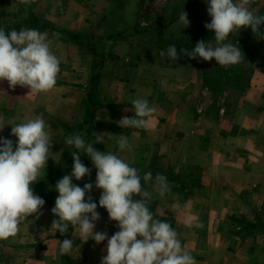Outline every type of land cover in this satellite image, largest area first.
Instances as JSON below:
<instances>
[{
    "label": "crops",
    "instance_id": "0c3cea01",
    "mask_svg": "<svg viewBox=\"0 0 264 264\" xmlns=\"http://www.w3.org/2000/svg\"><path fill=\"white\" fill-rule=\"evenodd\" d=\"M142 2L30 0L23 5L0 0V29L20 23L48 33L50 50L60 60L56 85L46 93L28 95V88L13 89L0 81V138L11 140L15 150L18 141L11 125L39 117L53 142L47 166L31 186L45 201L42 214L38 219L30 216L15 236L0 241V252L9 253L5 260L0 254V264H63L59 242L66 238L73 240V250L66 254L72 264H101L107 255V240L83 242L72 226L65 235L51 231L57 219L51 211L58 197L55 185L73 170L71 153L83 154L66 143L74 134L97 151L118 155L141 177L152 171L155 160L158 174L180 178L175 187L169 183L171 190L163 198L155 180L141 183L152 193L148 207L155 218L171 224L197 264H264V30L229 34L225 43L240 47L244 59L238 65L250 70L244 91L233 81L227 82L229 87L223 81V90L215 95L200 85L203 76L195 59L182 55L180 48L176 61L161 58L159 53L169 46L154 43L160 36L214 35L204 27L210 20L187 16L189 26L182 28L176 14L159 34L147 36V23L138 17ZM173 3L170 12L180 10L179 0ZM207 43L215 46L214 40ZM215 64L214 59L208 61ZM136 98L148 100L156 112L144 128H121L123 117L134 116ZM84 121L89 128L79 131ZM118 135L128 137L130 150L118 148ZM81 162L90 175L72 183L93 185L85 202L90 195L97 204L100 219L94 231L111 238L119 228L99 207L97 170L87 156ZM193 182L197 186L191 187ZM188 215L202 227L186 225Z\"/></svg>",
    "mask_w": 264,
    "mask_h": 264
},
{
    "label": "clouds",
    "instance_id": "9594fccd",
    "mask_svg": "<svg viewBox=\"0 0 264 264\" xmlns=\"http://www.w3.org/2000/svg\"><path fill=\"white\" fill-rule=\"evenodd\" d=\"M18 2L30 5V0ZM206 2L211 22L204 27L215 33V46L200 41L191 51L182 48L181 54L190 59L199 57L203 61L214 59L220 66L239 64L244 59L240 47L225 41L229 40V34H236L241 29L251 28L254 34L259 33L264 25V15H256L250 10L253 0ZM179 23L182 28L189 26L184 10L179 15ZM53 37L58 38L59 34L53 33ZM50 43L48 33L37 29L7 33L0 29V81H7L13 89L16 86L28 88V95L52 90L60 72V60L51 52ZM159 55L171 61L179 59L175 45H170ZM132 107L134 116L123 117L118 122L121 128H144L156 112V108L142 98L133 99ZM11 135L18 141L15 150L11 140L0 138V241L15 236L20 224L30 216L36 215L38 219L42 214L40 210L45 201L34 195L31 186L37 182L52 155L53 142L42 118L11 125ZM66 143L82 151L95 166V187L102 190L99 207L107 210L110 221L117 222L119 231L111 238L106 232L94 231L100 219L97 204L90 195L85 202V195L91 192L93 185L86 183L81 188L72 183L73 178L79 181L90 175V169L81 162L79 152L71 153L74 161L71 174L63 176L55 185L58 197L51 211L57 219L52 221L51 231L65 235L72 226L78 230L83 242L92 239L99 244L107 240V255L102 257L101 264H197L182 246L171 224L155 218L149 209L152 193L142 186L141 180L144 183L153 181L151 172L141 177L135 167L118 155L95 150L93 143H86L81 134L68 137ZM96 143H100L99 139ZM117 145L121 151L130 150L126 135H118ZM154 179L155 190L163 198L171 190L167 177L157 174ZM185 224L202 227V224H193L191 215L185 216ZM71 250L72 239L59 242L61 255Z\"/></svg>",
    "mask_w": 264,
    "mask_h": 264
},
{
    "label": "rangeland",
    "instance_id": "374dc122",
    "mask_svg": "<svg viewBox=\"0 0 264 264\" xmlns=\"http://www.w3.org/2000/svg\"><path fill=\"white\" fill-rule=\"evenodd\" d=\"M143 8L142 12L139 13V20L145 21L147 24L144 26V29L147 33V36L150 35L149 33H158L162 30L163 26H165L169 21L173 19L174 15H180V13L184 10L187 13L188 17L194 18V19H200L201 17H205L206 20H210V16L207 12L208 4L206 0H179V9L178 11L175 12H170V10L173 7V1L176 2L175 0H142ZM257 0H253L255 2ZM187 2L189 4L187 5ZM186 3V4H185ZM141 7V5H140ZM261 8V9H260ZM252 9L253 13L256 15H264L262 11L264 10V1L258 0V3L251 5L250 10ZM260 9V12H257ZM8 25V24H7ZM250 29V28H249ZM264 30V28H261ZM157 39V38H156ZM155 39V40H156ZM154 40V43L156 42ZM150 42V41H149ZM153 43V42H151ZM157 45H162L161 43ZM238 65V64H237ZM205 66L209 69L206 72H203L199 67L202 78L200 81V85H206V82L212 81L213 79L216 78V80H219L221 78V82L225 81L224 76L222 75V71L224 69H228L230 66H220L218 64L215 65H208V61H205ZM224 67V68H223ZM205 68V67H204ZM203 68V69H204ZM243 68V67H242ZM211 69V70H210ZM250 70V69H249ZM249 70L244 68V73L242 75V78L245 80L248 77ZM228 80H226V84L229 87V84L227 83ZM220 88L223 87L222 85H218ZM217 86V87H218ZM199 90V88H196V90ZM197 90V91H198ZM221 90V89H220ZM216 91V89L211 90L213 94H218L221 91ZM83 130L86 129V127H82ZM0 254H4L1 256L2 259H8L9 258V253L7 251L2 250Z\"/></svg>",
    "mask_w": 264,
    "mask_h": 264
},
{
    "label": "trees",
    "instance_id": "16d2710c",
    "mask_svg": "<svg viewBox=\"0 0 264 264\" xmlns=\"http://www.w3.org/2000/svg\"><path fill=\"white\" fill-rule=\"evenodd\" d=\"M188 4H189V2H187V5ZM20 12H22L21 9H19V13ZM173 18H175V15L173 16ZM210 19H211V17H210ZM26 26L27 25L20 24V23H17V24H10L9 23L3 29L7 33V32H9L11 30L19 31L21 29H26ZM261 28H263V27H261ZM214 36H215V34L214 35H210V36L201 35V34L200 35L195 34V35H191V36H187V37H181V36H177V37H175V36L163 37V36H160L159 38H157V41L155 42V44L157 45V44L161 43L164 47L170 46V45H175L176 48H180V49L184 48V49H188L189 51H191L192 49L195 48L196 44L198 42H200V41H204L205 43L212 42L214 40ZM195 62L200 68H202L201 70L203 72H206V71L209 70L207 68V66H205V61H203L199 57L197 59H195ZM244 72H245L244 68H242L241 66L236 64V65L230 66L228 69H224L222 71V75L224 76L225 81L228 80V81L235 82L234 84H236L237 86L241 87V89H242L241 91H244V89L242 88L243 82L245 81L242 78V75H243ZM206 85H207V87H209L210 90H214V89H216V91H219L220 89L222 90V88H220L218 86V85L221 86V78L219 80H216V78H215L212 81L206 82ZM62 126H63V128L69 130V128H67L65 125H62ZM82 127H86L88 129L89 128V123L84 121L77 128L80 131V130H82ZM84 157H86V155L83 153L81 155V158H84ZM155 165H157V163L154 160V162H152V164L150 166L152 171H147V173L148 172L152 173L153 180H155L154 178L158 174V171H154L153 167H155ZM165 177H167V180L172 185V187H175L176 184H180L181 183L180 182L181 181L180 178L173 179L172 175H167ZM174 183H175V185H174ZM191 184H192L191 187L197 186L196 182H193ZM37 187L41 188L42 190L46 189V187L44 185H41V184L37 185ZM61 260L63 261V264H72V263H70V259H69V257L66 254L61 255Z\"/></svg>",
    "mask_w": 264,
    "mask_h": 264
}]
</instances>
